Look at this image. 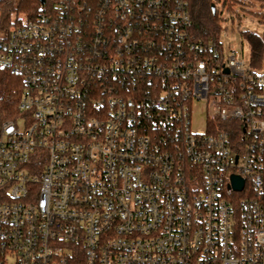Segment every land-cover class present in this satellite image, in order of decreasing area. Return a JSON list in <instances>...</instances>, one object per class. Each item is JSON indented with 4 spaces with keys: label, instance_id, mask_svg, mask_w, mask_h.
<instances>
[{
    "label": "built area",
    "instance_id": "1",
    "mask_svg": "<svg viewBox=\"0 0 264 264\" xmlns=\"http://www.w3.org/2000/svg\"><path fill=\"white\" fill-rule=\"evenodd\" d=\"M14 22L0 264H264V57L197 39L187 0H52Z\"/></svg>",
    "mask_w": 264,
    "mask_h": 264
},
{
    "label": "trees",
    "instance_id": "2",
    "mask_svg": "<svg viewBox=\"0 0 264 264\" xmlns=\"http://www.w3.org/2000/svg\"><path fill=\"white\" fill-rule=\"evenodd\" d=\"M16 5L14 0L0 1V32L5 33L10 26L16 22L12 21V12L23 14L25 17L34 16L44 4H51L52 0H18ZM17 1V2H18ZM227 0H224L222 6H226ZM234 1V0H231ZM264 8V0H253ZM188 9L192 18V32L194 36L202 41H219L222 32L226 28L220 20L216 3L220 0H187ZM259 17L264 19V12L258 13ZM18 23V22H17ZM243 38L247 41L250 48V62L253 66L261 65L264 57V35L244 31ZM22 82L12 72L1 71L0 76V118L2 120L12 119L17 110L18 102L21 96ZM15 112V113H14Z\"/></svg>",
    "mask_w": 264,
    "mask_h": 264
},
{
    "label": "rangeland",
    "instance_id": "3",
    "mask_svg": "<svg viewBox=\"0 0 264 264\" xmlns=\"http://www.w3.org/2000/svg\"><path fill=\"white\" fill-rule=\"evenodd\" d=\"M224 0L216 3V8L223 26L226 28L222 32L221 40L226 50L234 48L237 51H243L244 58L250 60V48L247 41L243 38L242 32L249 31L260 36L264 35V19L257 15L263 13L264 8L253 0H227L225 7L222 6ZM14 3L18 5L19 1ZM12 21L17 18L25 19V15L12 12ZM227 17V18H226ZM1 34V33H0ZM205 114L202 106L198 105L195 115L193 116V129L202 131L204 128ZM18 126L22 127L21 122Z\"/></svg>",
    "mask_w": 264,
    "mask_h": 264
},
{
    "label": "water",
    "instance_id": "4",
    "mask_svg": "<svg viewBox=\"0 0 264 264\" xmlns=\"http://www.w3.org/2000/svg\"><path fill=\"white\" fill-rule=\"evenodd\" d=\"M41 2H44V0H41ZM232 186H233L234 190L240 191L243 189L244 183L239 177L232 176Z\"/></svg>",
    "mask_w": 264,
    "mask_h": 264
}]
</instances>
